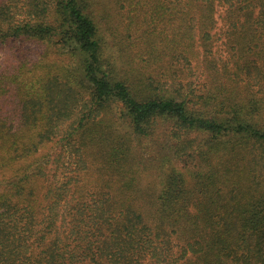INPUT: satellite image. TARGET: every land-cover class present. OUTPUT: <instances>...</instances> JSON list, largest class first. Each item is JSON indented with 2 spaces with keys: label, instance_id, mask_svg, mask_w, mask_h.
I'll return each mask as SVG.
<instances>
[{
  "label": "trees",
  "instance_id": "trees-1",
  "mask_svg": "<svg viewBox=\"0 0 264 264\" xmlns=\"http://www.w3.org/2000/svg\"><path fill=\"white\" fill-rule=\"evenodd\" d=\"M1 10V39L67 55L74 71L38 76L28 88L42 82L47 95L10 102L11 67H0V264H264V0H7ZM125 17L160 39L170 84L114 73L106 41L122 42ZM159 129L177 142L167 159L196 166L190 178L169 167L149 194L139 144Z\"/></svg>",
  "mask_w": 264,
  "mask_h": 264
},
{
  "label": "rangeland",
  "instance_id": "rangeland-1",
  "mask_svg": "<svg viewBox=\"0 0 264 264\" xmlns=\"http://www.w3.org/2000/svg\"><path fill=\"white\" fill-rule=\"evenodd\" d=\"M6 1L7 0H0V27H4V31H7L10 26L9 15H6L5 12L1 10V7L5 6ZM131 23L132 20H130V18L125 17L123 20L119 30L123 33L121 35L123 37L121 43L116 44L114 36L108 37L106 41V52L112 58V63H114V73L121 76L125 71L129 70L131 75H138L139 69L144 76L146 75V77L151 76L154 78L156 83H169L173 81V63H169L168 58L164 56L161 49L163 44L160 39L155 38L156 36L149 33L152 28H149L148 25L141 24V27L137 29L135 25H130ZM103 31L106 32L105 29H103ZM168 33H170V29ZM108 34H111V30H109ZM150 40L152 45L150 44ZM158 43L161 44L159 45L160 48L155 50L154 46ZM224 49L222 50V54L223 56H227L228 53ZM65 57L67 58V55L57 57L52 54L50 50L47 51V48L40 47L37 44H23L18 41H6V39L0 38V67L2 65V67L5 66L7 68L8 64L11 67V76L8 77L4 74L1 79V81L10 82L11 96L3 95L2 100L18 102V98L23 96L31 97L30 94H27L29 92H41L43 95H47L48 90L41 88L42 82H36L37 89H29L28 87L38 76L43 77V80H47V78L56 74V76H58V74L63 71L64 67L73 73L74 65L67 61ZM29 59H35L34 62L36 66H34V69L28 66L27 70L22 72V74L15 79L13 75L16 65L21 61H30ZM180 77L184 80L192 78V81H194L196 85L205 81L204 77H196L187 72L180 74ZM241 92L244 93L245 89H241ZM9 108L13 107L9 106ZM7 110L8 109H2L0 111V116L4 117L5 113L7 114ZM9 125L10 124L7 126ZM110 129H113V127H110ZM117 130L123 134L126 132L123 125ZM161 131L163 130L159 129L157 131L155 139L142 138L139 144L140 153L142 155L141 168L139 169V175H141L142 178L141 187L149 194L161 188L162 173L166 174L169 167L176 168L183 172L187 178H190L188 171L190 168L196 166L195 161L187 160L186 156L176 155L171 160H168L167 154L171 153L170 147L177 142L173 140V138L168 139L165 135H160L162 133ZM26 139L27 137L21 139V141H25ZM44 151L45 150L42 149V152ZM54 152L55 150L52 151V153ZM22 162L23 161L20 159L19 163L18 161L16 163L22 165ZM97 179L100 181L99 176Z\"/></svg>",
  "mask_w": 264,
  "mask_h": 264
}]
</instances>
